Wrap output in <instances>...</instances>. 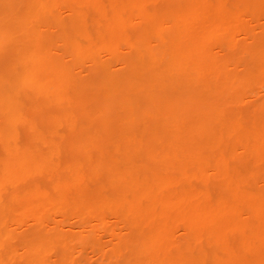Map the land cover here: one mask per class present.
I'll use <instances>...</instances> for the list:
<instances>
[{
  "label": "bare ground",
  "instance_id": "obj_1",
  "mask_svg": "<svg viewBox=\"0 0 264 264\" xmlns=\"http://www.w3.org/2000/svg\"><path fill=\"white\" fill-rule=\"evenodd\" d=\"M85 257L264 264V0H0V264Z\"/></svg>",
  "mask_w": 264,
  "mask_h": 264
},
{
  "label": "rangeland",
  "instance_id": "obj_2",
  "mask_svg": "<svg viewBox=\"0 0 264 264\" xmlns=\"http://www.w3.org/2000/svg\"><path fill=\"white\" fill-rule=\"evenodd\" d=\"M44 114H46V112L44 113ZM73 232V229H67V228H61V233H63L64 235H69V234H71ZM178 236H177V240H180V235L179 234H177ZM107 237H100L99 238V241H101L102 242V246L103 245H107ZM107 247V246H106ZM86 259H88L89 260V262H90V264H98V263H93L92 262V260H94V259H91V258H93V257H91L90 259H89V257H85ZM82 263H84V261L82 262ZM100 264V263H99Z\"/></svg>",
  "mask_w": 264,
  "mask_h": 264
}]
</instances>
